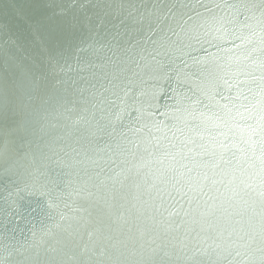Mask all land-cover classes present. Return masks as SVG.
I'll list each match as a JSON object with an SVG mask.
<instances>
[{"label":"snow or ice","instance_id":"6c2138e0","mask_svg":"<svg viewBox=\"0 0 264 264\" xmlns=\"http://www.w3.org/2000/svg\"><path fill=\"white\" fill-rule=\"evenodd\" d=\"M81 9H87L83 0L14 7V23L0 26L5 135L13 138L9 143L18 137L27 147L21 156L5 146L0 161L18 157L12 164L23 172L13 166L5 172L19 174L23 187L13 181L17 191L36 196L50 222L42 221L38 238L33 232L26 259L264 264V0H120L91 5V15ZM54 20L66 27H53ZM193 41L206 57L185 51L194 48ZM33 46L38 55L29 54ZM177 54L192 63L176 66ZM233 63L252 69L239 72L252 77V97L245 96L249 102L237 111L240 119L217 116L221 130L212 136V147L203 142L199 124L192 128L199 140H181L176 133L183 135V129L172 125L161 159L153 135L160 127L144 122L135 107L145 95V77L172 80L174 74V91L195 77L219 89L215 95L221 99H232L226 70ZM17 85L27 97L23 120L9 103ZM188 91L183 112L195 117L201 100L191 84ZM152 165H160L159 184L149 179ZM213 189L218 195L209 197ZM193 202L203 210L185 207ZM4 251L0 264H19L13 252Z\"/></svg>","mask_w":264,"mask_h":264},{"label":"water","instance_id":"95a60500","mask_svg":"<svg viewBox=\"0 0 264 264\" xmlns=\"http://www.w3.org/2000/svg\"><path fill=\"white\" fill-rule=\"evenodd\" d=\"M46 2H49V0H0V26L6 23H14V7H24ZM54 2L60 3L61 0H54ZM137 2H139V0H137ZM145 2L147 3L148 0H145ZM83 3L87 6V9H81L80 11H87V14L91 15L92 12L95 11L91 9V5L102 3L118 4L120 0H83ZM41 11L43 10L41 9ZM70 18L69 16L68 19ZM52 25L53 27H66V22L63 20H54ZM193 44L194 48L185 49V51L190 52L191 56L199 58L207 56V53L198 51L199 45L195 44V41H193ZM235 44H241V42L235 41ZM228 47H233V45L229 44ZM215 51L216 49H209V52ZM29 54L38 55L39 48L35 46L31 47ZM177 56L178 58L175 59L176 66L183 67L181 60H188L190 64L192 63L191 59L187 56H179V54H177ZM241 70L252 71V69L238 68L236 63H233L231 69L226 70L229 72L228 79L233 84L231 93L232 99H221L220 96L215 95V92L219 91V89H215L212 85L207 83L201 85L199 81H196L195 77L187 79L184 86L178 91H174L176 87L174 74L172 80H154L145 77L146 83L141 86L145 95L139 97V101L135 104V107L142 109L144 113V122L149 123L150 126L152 124L159 125L160 130L157 131L153 129V135L160 140V147L162 150L161 159H164L163 150L169 148V140H166L164 137L165 134L168 137L172 136V132L169 131V127L172 125L183 129V135L180 132L176 133L181 140L187 137H195L199 140V135L192 131L193 125L199 124L200 131L204 136L203 142L208 143L209 147H212V136L217 135L221 130L217 128V124L220 123V120H217L216 117L219 116L221 119L229 120V122H231L232 117H236L237 120L240 119L239 116H237V111L244 112L243 106L248 104L249 99L252 97V93L247 90V82H250L252 77L240 75L239 72ZM256 74L258 75V72ZM239 81H245L246 83L240 84L238 83ZM189 84L196 90V96L201 100L200 104L195 105L198 109L195 117L183 112L184 106L189 103L188 100L183 98V94L187 93L188 95H192V92L188 91ZM198 85L204 88L203 92L200 91ZM17 87L19 88V92L13 96L9 103L17 107V119L23 120L26 118L23 111V104L27 102V97L23 95V89L20 88L19 85H17ZM241 92H243L244 95H240ZM245 96L249 99H245ZM4 97V66H0V149L7 146L10 155L12 152H15L16 149H19L20 155L22 156L23 153L27 151V147L18 137L14 138V144L9 143L10 139L13 138L5 135L6 127L2 119L5 105ZM21 97H23V99H21ZM235 97H238V99ZM252 103H256V101L253 100ZM205 105H208V107H205ZM229 109L231 110L230 114L228 111ZM201 112L204 115H200ZM213 113L216 115H213ZM245 115H247V113H245ZM178 117L179 119H177ZM241 123L243 122L241 121ZM173 131H175V128ZM141 135H146V132ZM152 142L156 143L155 140ZM176 142L178 143V141ZM149 148L151 149V145H149ZM16 159H18V157L12 156V160L7 162L0 161V255L6 254L4 250L7 249L15 254L19 264H30V261L27 260L26 257L29 252L32 251L30 246L35 243L33 232L37 234L38 238L43 227L42 221L43 223L50 222L45 220L36 196L29 195L27 192L17 191V187L13 181H16L17 184L23 187L22 183H20L19 174L11 175V173L5 172V168L9 166H13L17 173L23 172L24 169L22 167L12 164V161ZM170 159L169 157L168 160ZM197 159H199V157H197ZM168 160H165L164 167H167ZM21 163L27 166L28 160L25 159L21 161ZM186 163H189L190 167L192 166L190 162ZM151 167L153 173H155V169L159 168L160 165H152ZM196 171H200V169L194 170L191 175L195 176ZM145 172H148V169H145ZM209 175H211V172H209ZM10 176L11 179L9 178ZM158 177L159 173H155V175L149 174L150 181L156 182L157 184H159ZM230 178V176H226L225 180L227 181ZM206 191H208L207 188ZM221 191H223V188H221ZM216 195H218V193H216L214 189L209 191V197ZM209 197H204V199H208L209 204H211L213 201H211ZM185 207H190L197 212L203 210V206L198 209L195 202H193L191 206L185 204ZM33 209H35V211H33Z\"/></svg>","mask_w":264,"mask_h":264}]
</instances>
